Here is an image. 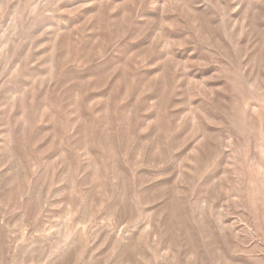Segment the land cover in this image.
<instances>
[{
  "label": "rangeland",
  "instance_id": "obj_1",
  "mask_svg": "<svg viewBox=\"0 0 264 264\" xmlns=\"http://www.w3.org/2000/svg\"><path fill=\"white\" fill-rule=\"evenodd\" d=\"M0 264H264V0H0Z\"/></svg>",
  "mask_w": 264,
  "mask_h": 264
}]
</instances>
